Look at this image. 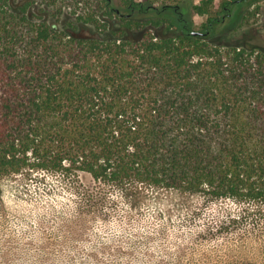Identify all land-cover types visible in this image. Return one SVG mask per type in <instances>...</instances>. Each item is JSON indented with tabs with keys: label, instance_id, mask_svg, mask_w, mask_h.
Returning a JSON list of instances; mask_svg holds the SVG:
<instances>
[{
	"label": "trees",
	"instance_id": "16d2710c",
	"mask_svg": "<svg viewBox=\"0 0 264 264\" xmlns=\"http://www.w3.org/2000/svg\"><path fill=\"white\" fill-rule=\"evenodd\" d=\"M74 1L0 0V179L60 176L79 228L113 190L230 198L213 237L264 254V42L239 14L264 0Z\"/></svg>",
	"mask_w": 264,
	"mask_h": 264
},
{
	"label": "rangeland",
	"instance_id": "374dc122",
	"mask_svg": "<svg viewBox=\"0 0 264 264\" xmlns=\"http://www.w3.org/2000/svg\"><path fill=\"white\" fill-rule=\"evenodd\" d=\"M61 1L68 10L85 8L74 0ZM259 5L243 6L239 14L256 25L264 42V2ZM193 17L198 25L206 15ZM82 180L92 183L88 176ZM108 194L114 207L79 228L70 225L74 197L60 176L38 172L26 179L1 178L0 264L43 259L54 264H264L255 241L240 240L235 233L213 237V225L239 213V204L230 198L149 188L140 204H132L120 191Z\"/></svg>",
	"mask_w": 264,
	"mask_h": 264
},
{
	"label": "water",
	"instance_id": "95a60500",
	"mask_svg": "<svg viewBox=\"0 0 264 264\" xmlns=\"http://www.w3.org/2000/svg\"><path fill=\"white\" fill-rule=\"evenodd\" d=\"M196 31H193V33H195Z\"/></svg>",
	"mask_w": 264,
	"mask_h": 264
}]
</instances>
